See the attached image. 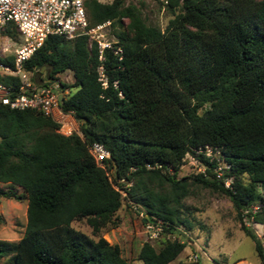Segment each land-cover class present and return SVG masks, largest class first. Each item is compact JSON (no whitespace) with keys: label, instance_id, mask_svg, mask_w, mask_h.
Masks as SVG:
<instances>
[{"label":"trees","instance_id":"1","mask_svg":"<svg viewBox=\"0 0 264 264\" xmlns=\"http://www.w3.org/2000/svg\"><path fill=\"white\" fill-rule=\"evenodd\" d=\"M83 2L89 23L109 19L121 56L106 47L98 59L84 33H49L21 63L33 84L70 71V81L59 79L67 91L58 103L72 111L82 138L55 131L38 109L0 103V197L25 199L21 233L0 237L3 264H129L119 244L102 235L117 223L122 200L178 232L177 225H191L183 197L195 185L229 198L264 261V238L244 222L264 225V0H165L171 15L162 27L145 22L131 2ZM0 32L18 38L13 22ZM0 60L12 64L11 54ZM0 79L19 81L7 72ZM91 140L108 151L103 165L86 148ZM185 153L202 169L178 175ZM120 176L122 196L112 186ZM183 245L178 237L156 246L144 239L135 257L165 264Z\"/></svg>","mask_w":264,"mask_h":264},{"label":"rangeland","instance_id":"2","mask_svg":"<svg viewBox=\"0 0 264 264\" xmlns=\"http://www.w3.org/2000/svg\"><path fill=\"white\" fill-rule=\"evenodd\" d=\"M124 1L137 5L145 22L158 27H162L171 15L165 0ZM123 21H126L125 17ZM104 35L112 38L108 28ZM40 69H43V66ZM58 77L64 81H70V71L64 69L58 73ZM206 150L210 151V149ZM219 163L223 162L219 161ZM200 167L199 162L192 155L185 153L177 174H187ZM242 178L246 180L245 175H242ZM0 186L5 187V183L0 181ZM15 189L18 190L19 186H15ZM183 203L186 207L182 209L190 219V227L177 225L178 232H176L162 229L161 224L158 233L150 236L143 230V221L136 206L123 199L115 211L117 223L107 224L102 235L108 241L119 244L121 254L129 264H140L135 253L142 240L147 239L156 246L162 238L167 237L183 239L184 245L165 264H264V261H261L255 253L252 239L240 229L232 204L225 194L195 185L183 197ZM24 222L25 199L16 200L1 196L0 237L16 239L23 229ZM244 222L251 226L257 236L264 238L262 223L249 219H245ZM71 224L89 232V226L82 219H74ZM4 261L5 256H1L0 264Z\"/></svg>","mask_w":264,"mask_h":264},{"label":"built area","instance_id":"3","mask_svg":"<svg viewBox=\"0 0 264 264\" xmlns=\"http://www.w3.org/2000/svg\"><path fill=\"white\" fill-rule=\"evenodd\" d=\"M7 22H13L18 38L12 39L7 33L0 32V56L11 54L12 64L0 60V72H7L18 76L17 84L4 82L0 79V103L9 107H31L48 115L55 122V131L61 134L76 133L82 138L78 122L69 109L59 106L58 96L65 93L67 87H60L58 74L50 78L48 84H33L28 77L29 72L21 63L29 57L49 33L71 37L87 34L88 39L94 40L97 58L102 57L104 48H110L117 57L121 56V47L114 38L105 37L109 26V19L89 23L85 13L83 0H0V31ZM97 78L105 85V78L101 63L96 65ZM86 148L94 161L103 165V159L108 155L106 148L97 140L86 143ZM208 147H205V153ZM227 164H223L226 166ZM146 167L152 164L145 162ZM222 164L215 166L216 175L220 174ZM199 169H202L200 167ZM126 183L125 179L117 177L112 186L122 196L124 190L117 182ZM228 179H224V184ZM136 210L143 221L142 227L148 235H155L161 228V219L146 213L137 204Z\"/></svg>","mask_w":264,"mask_h":264},{"label":"water","instance_id":"4","mask_svg":"<svg viewBox=\"0 0 264 264\" xmlns=\"http://www.w3.org/2000/svg\"><path fill=\"white\" fill-rule=\"evenodd\" d=\"M42 67V66H41Z\"/></svg>","mask_w":264,"mask_h":264}]
</instances>
